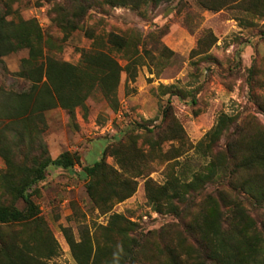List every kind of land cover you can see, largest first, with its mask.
Instances as JSON below:
<instances>
[{
    "label": "rangeland",
    "instance_id": "1",
    "mask_svg": "<svg viewBox=\"0 0 264 264\" xmlns=\"http://www.w3.org/2000/svg\"><path fill=\"white\" fill-rule=\"evenodd\" d=\"M258 2L140 0L133 7L117 0H0L1 16L15 26L35 20L41 28L37 52L84 66L91 89L73 110L58 105L25 126L0 104V147L12 158L8 165L0 154L1 204L26 209L19 188L36 157L68 151L76 161L71 168L50 165L25 190L39 219L0 224V241L30 244L47 264H212L204 244L226 209L213 207L208 196L218 200L220 182L188 192V201L174 198L177 208L189 209L182 216L155 196L171 176L187 182L207 173L211 156L199 143L220 115L235 122L216 151L264 132V1L250 10ZM83 51H102L120 63L111 98L97 82L102 72L82 63ZM28 57L27 47L3 57L0 103L3 90L28 88L14 75ZM18 128L25 140L15 135ZM103 159L91 178L85 167ZM231 195L242 198L253 219L245 226L253 222L264 237V205Z\"/></svg>",
    "mask_w": 264,
    "mask_h": 264
},
{
    "label": "trees",
    "instance_id": "2",
    "mask_svg": "<svg viewBox=\"0 0 264 264\" xmlns=\"http://www.w3.org/2000/svg\"><path fill=\"white\" fill-rule=\"evenodd\" d=\"M154 1L159 3L162 0ZM263 1L259 0L250 10L258 9L259 4ZM139 3L140 0L139 2L138 0H117V4L133 7L139 6ZM21 23L28 24L30 27H20V25L17 27L14 19H8L5 15L1 16L0 14V64L4 70H7L3 57L16 48L27 47L29 57L24 61L25 67L14 75L25 79L30 84L28 88L21 91L3 90V100L0 104L12 118L20 119L21 123L24 121L23 125L25 126L26 119L41 116L45 110L58 105L73 110L75 106L83 103L91 89L85 85L87 72L83 68L84 66L59 61L49 55L45 56L41 50L37 52L36 43L39 44L44 38L41 28L35 20L21 21ZM112 37L121 39L116 34H113ZM34 38H36L35 42ZM119 46H123L121 41H119ZM82 55V63L85 64V67L86 65L92 68L97 67L102 72V75L98 76L97 82L107 98H111L119 83L122 71L120 63L102 51H83ZM233 122H235L234 117L226 114L220 115L212 131L206 135L205 140L199 143L206 147L207 154L211 156L207 173L203 175L197 173L192 180L187 182H179L176 177L171 176L155 196V201L165 199L166 206L182 216L189 209L180 210L177 208L173 203L174 198L188 201L189 199L186 198L188 192L204 188L209 182H220L222 188L217 191L218 200L215 201L210 194L208 202L217 209L221 206V210L224 208L226 210H222L219 217H216L218 226L213 237L206 239L205 252L213 260L212 264H258V262L264 261V257H262L264 256V237L258 236V229L253 222L245 226V222L253 221V219L246 212L242 198L233 197L231 193L238 192L245 196L244 198L250 199L257 207L264 205V132H258L244 144L233 141L227 145L224 151H216L219 140L228 130L229 124ZM15 130V135L19 139H26L19 128ZM175 130L178 134L181 132V129L175 128ZM178 134L174 138H180ZM9 152L7 148L0 147V154L5 158L7 164L11 165L12 158ZM75 162L74 155L68 151L54 159L47 153L36 157L33 166L28 168L26 177L22 178V187L19 188V196L25 200L26 209L21 210L14 204L0 203V224L38 220L35 204L25 194V190L44 179L45 172L50 165L71 168ZM104 166L105 160L103 159L86 166L85 171L91 178H96ZM161 204L157 208L159 211L162 210ZM217 209H214L210 217L213 218L212 214ZM260 226L264 231V220ZM38 254L39 249L33 250L30 244L23 246L20 243H14L9 245L0 241V255L4 258L3 263L0 264H47Z\"/></svg>",
    "mask_w": 264,
    "mask_h": 264
}]
</instances>
